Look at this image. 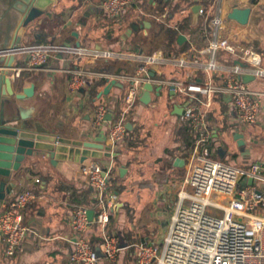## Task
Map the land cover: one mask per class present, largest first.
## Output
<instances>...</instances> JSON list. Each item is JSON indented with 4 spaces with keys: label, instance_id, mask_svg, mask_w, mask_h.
I'll return each instance as SVG.
<instances>
[{
    "label": "crops",
    "instance_id": "obj_1",
    "mask_svg": "<svg viewBox=\"0 0 264 264\" xmlns=\"http://www.w3.org/2000/svg\"><path fill=\"white\" fill-rule=\"evenodd\" d=\"M103 1L52 0L44 6L47 13L40 19L41 26L33 31L23 47L51 44L50 42L60 39L63 46H81L111 53H138L143 56L161 51L168 56L163 46L159 50L143 52L134 42L138 35L148 37L150 34L153 38L164 39L162 34L156 36V24L147 16L161 13L159 8L162 3H166L162 12L169 16L168 23L171 26L175 27L187 16H190L192 22L191 7L188 8L182 0H132L122 17L115 20L116 25H113L108 22L110 19L102 10ZM193 1L204 9H209L213 4L203 7L200 4L202 0ZM219 3L222 20L233 7L251 10L248 24L245 26L231 22L246 29L244 39L246 38L251 44L246 46L260 55L261 68L264 70V29L263 32L258 33L256 30L262 29H256L252 23V17L259 16L256 13V5H264V0H220ZM175 5L179 7L171 12ZM214 12L211 11L210 16H214ZM262 21L260 23L264 27V18ZM144 22L150 23V26L146 24L148 28L128 36L129 24L141 25ZM196 24H202L201 30H203L200 17ZM249 25L253 26L255 31L248 30ZM74 33L78 38L72 36ZM182 35L187 39L184 43L187 46L193 44L197 50H202L206 46L207 40L202 31L200 35L195 33L191 39L185 34ZM221 35L226 37L224 32H221ZM27 57L26 54H18L16 67H21ZM216 59L218 63L223 64L229 61L224 53H219ZM108 64L114 66L116 70L123 66L127 68L125 69L127 72L135 67V63L124 60L91 61L72 55L52 54L45 69L24 72L20 75L22 82L19 86L27 87L33 83L35 96L31 100L18 103L31 109L29 112L34 123L71 142L67 145L68 148L83 150L82 147L73 146L72 143H95L97 139H101V133L95 135L91 124L95 106L104 105L109 111L111 121L119 120L128 84L118 82L122 84V88L114 86L106 96L98 99V95L107 84L105 83L98 89L97 97L91 99L90 84L100 78L90 77L87 87L82 92L72 95L68 91L67 71L82 67L93 72H105L102 70L107 68ZM161 72L163 77L176 78L181 77L183 73L168 67L161 69ZM195 76L197 79L203 77L199 72ZM257 79L259 78H254L246 86L264 95V80L257 85ZM260 79H264V76ZM154 97L156 101H153ZM135 105H137L135 113L130 110L125 119L128 126L126 136L116 147L111 148L110 157L105 156V152H102L99 158L87 157L83 162H80L79 158L77 161L72 159L53 162L41 155L26 157L19 171L12 173L15 187L6 197L5 202L13 200L16 194L30 182L36 179L40 182L32 186L37 199L24 213V224L28 228L26 238L13 257L5 258L2 255L5 264H71L69 256L73 234L69 221L73 209L86 207L95 214L100 209L95 205H87L93 201L94 192L80 173L82 163L97 162L103 169L110 170L108 192L114 197L117 208L110 214L108 229L119 238L120 245L125 248L115 263H108L100 258L98 264H135L131 246L134 244L158 246L157 243L163 241L178 202V194L183 189V182L189 170L194 151V137L189 126L182 123L180 116L175 114L182 113L183 97L175 96L165 88H161L158 93L156 91L151 93V101L148 105L142 104L139 100ZM259 111L264 112V97ZM141 119L147 126L139 136L137 128ZM206 122L212 133V139L201 147V151L206 149L208 156L216 160L228 163L234 160L237 166L246 167L257 162L264 168V146H259L260 142L264 143V128L260 126L256 130H250L239 126L236 113L227 97L213 98ZM228 131L232 134L236 131L244 135L247 153L228 156L225 149L219 148L222 145L221 141L227 143L225 137ZM249 135L252 137L249 138ZM137 136L140 143L135 139ZM248 143H252L253 146H249ZM107 145L105 142L104 146ZM121 169L124 170L122 174ZM261 186L260 188H264V185ZM114 187L119 189L118 193L114 191ZM87 237L94 247L100 243L99 231L95 227L88 231Z\"/></svg>",
    "mask_w": 264,
    "mask_h": 264
},
{
    "label": "built area",
    "instance_id": "obj_2",
    "mask_svg": "<svg viewBox=\"0 0 264 264\" xmlns=\"http://www.w3.org/2000/svg\"><path fill=\"white\" fill-rule=\"evenodd\" d=\"M220 0H213L209 9L201 8L199 17L203 22L202 34L206 46L197 50L190 44L186 51L165 56L159 51L150 56L138 53H111L85 47L56 46L42 44L21 49L27 60L13 71L12 79L24 72L43 70L52 54L72 55L91 61L124 60L135 63L130 72H93L82 67L68 70L67 82L70 94H78L88 85L90 77L109 83H127L123 97V109L119 120L107 121L109 114L104 105H96L92 114L95 135L103 133L107 146L116 147L124 140L127 127L126 116L138 102L144 85L165 88L175 96L184 98L180 121L189 126L194 137V151L183 189L170 219L163 247L153 244L131 246L135 264H264V168L253 162L246 167L216 160L208 156L201 147L212 139L206 118L215 96H225L236 113L239 126H252L264 95L250 90L241 80L247 75L254 78L264 76L261 57L252 48L235 44L223 37V20ZM132 0H104L102 10L110 20H118L130 6ZM215 9V10H214ZM215 11L214 16L210 12ZM155 24L174 28L168 23L167 14L161 12L147 16ZM20 53V54H22ZM219 53L228 56L226 64L218 63ZM235 61V62H234ZM181 70V77H163L161 69ZM153 76H150V73ZM201 73L197 79L195 74ZM80 173L92 188L93 201L100 209L89 221L86 207L73 209L69 226L73 234L69 256L71 264H98L100 258L115 263L125 249L119 238L108 229L110 214L117 203L109 195L110 170L103 169L97 162L82 163ZM248 180L252 181L248 185ZM30 182L13 200L2 204L0 212V252L11 258L22 246L28 228L24 224V213L36 201L37 195ZM246 183L245 185L243 183ZM262 187V186H261ZM96 227L100 243L92 246L87 233Z\"/></svg>",
    "mask_w": 264,
    "mask_h": 264
},
{
    "label": "water",
    "instance_id": "obj_3",
    "mask_svg": "<svg viewBox=\"0 0 264 264\" xmlns=\"http://www.w3.org/2000/svg\"><path fill=\"white\" fill-rule=\"evenodd\" d=\"M52 0H0V212L3 211L2 204L6 201V197L11 194L15 187L13 172H18L21 163L26 157L44 156L56 162L59 160H72L80 162L86 160L87 157L99 158L102 152L105 156L110 157L111 147L104 146L106 138L103 133L100 134L101 139H97L95 143L73 142V146L82 147L68 148L70 144L68 140L60 138L51 132L44 130L37 123L32 121L30 110L27 106L19 105L18 102L31 100L35 96V85L31 83L27 87H20L22 80L20 77L12 79L13 71L16 67L17 55L22 53L21 49L32 35L33 31L41 26L40 19L45 15L44 6ZM201 6L195 4L191 6L190 12L192 22L196 24L199 18ZM251 10L249 8L239 9L233 7L227 14V19L234 21L240 26L248 24ZM150 23L143 24L131 23L128 26V36L139 32ZM73 37L78 38L76 33ZM187 41L182 34L178 35L177 44L182 45ZM79 46V44H77ZM153 76V73H150ZM242 82L248 84L254 80L252 76H241ZM122 88V84L114 80L107 83L102 92L98 95L106 96L112 87ZM161 90L150 84L144 85L139 101L148 105L151 101V93ZM82 92V90H81ZM28 110V111H27ZM30 111V112H29ZM180 116L181 112H176ZM107 121H111L110 114ZM128 128V126H126ZM233 141L238 148H245L244 135L239 132L232 134ZM244 150L243 153H247ZM176 166V163H175ZM124 170L121 169V174ZM248 185L252 184L248 180ZM94 212L88 211L89 221H92ZM3 256L0 252V264L3 262Z\"/></svg>",
    "mask_w": 264,
    "mask_h": 264
},
{
    "label": "rangeland",
    "instance_id": "obj_4",
    "mask_svg": "<svg viewBox=\"0 0 264 264\" xmlns=\"http://www.w3.org/2000/svg\"><path fill=\"white\" fill-rule=\"evenodd\" d=\"M228 1V0H225ZM230 12V11H229ZM228 12V13H229ZM256 13L259 16H253V22L254 23V27H256V29H262V30H256L258 33L263 32V25L260 23L263 18H264V5H256ZM223 21H224V26H223V30L222 32H224V35L233 43L235 44H243V45H248L250 44V42L247 41V39H244V31L246 30L244 27H240L239 25L229 21L227 19V15L223 16ZM110 24H115L116 22L113 20L108 21ZM115 22V23H114ZM263 22V21H262ZM260 23V24H259ZM257 24V25H256ZM259 24V26H258ZM261 25V26H260ZM248 30H253V26L249 25V27H247ZM260 31V32H259ZM117 32V31H116ZM257 34V33H256ZM135 36V35H134ZM163 37H159V38H153L150 34L148 35V37H143V35H138L135 37L134 42L138 45V47L140 48L141 51L143 52H150L151 50H159L161 46H163L164 41H163ZM52 45H56V46H60L63 44V42L59 39L57 41H53L50 42ZM251 45V44H250ZM162 48V47H161ZM176 71H174L175 73ZM179 73H181L180 70H178ZM264 79H257L256 84L260 85L263 82ZM164 93V92H163ZM153 101H156V98L154 97ZM161 101V100H160ZM102 103L104 104V101H102ZM136 107L137 105H135L131 111H136ZM173 120H171L172 122ZM139 128H137L138 130V135L140 136L141 133H143V131L146 129V123L143 121V119H141V123L138 124ZM260 126H262L264 128V112L263 111H259L258 116H257V124H254L252 126H245L246 128H250V130H256L258 129ZM147 134V132L145 133ZM139 136H137V138H135L137 140L138 143H140L139 141ZM225 137V142L221 141L220 147L221 149H225V151L227 152L228 156H231L233 154L235 155H241L245 149L247 148H238L236 146V143L233 141V137H232V133L230 131H228L226 133ZM249 138H251L252 136L249 135ZM253 139V138H252ZM227 144V145H226ZM249 146H253L252 143H248ZM259 146H264L263 142L259 143ZM216 158H218V156H215ZM232 164H234V160H231ZM240 161V160H239ZM244 167V166H242ZM244 185L246 184L245 182L243 183ZM158 247L162 248L163 247V241L162 242H158Z\"/></svg>",
    "mask_w": 264,
    "mask_h": 264
},
{
    "label": "trees",
    "instance_id": "obj_5",
    "mask_svg": "<svg viewBox=\"0 0 264 264\" xmlns=\"http://www.w3.org/2000/svg\"><path fill=\"white\" fill-rule=\"evenodd\" d=\"M182 2H184L188 8L195 5V2L193 0H182ZM212 3H213V0H202V2H200V4L203 7H208ZM165 5H166V3L161 4V7L159 8V12H162ZM178 7H179V5H175L174 7H172L171 12L175 11ZM175 27H176V29L166 28L163 25L156 24V31H157L156 36H159L161 34L164 36L165 41L163 44V48L165 50L166 55H172V54L177 55L183 51H186L189 48V46H187L186 44H182L181 46H177L178 45L177 44L178 35L185 34L186 36L190 37V39H191L195 33H196V35H200L201 31H202L201 30L202 24L201 25L200 24L194 25L191 22L190 16L182 18L176 24ZM125 69H127V68L122 66L116 70V68L114 66H111V64L110 65L108 64L107 68H104L102 71H105V72H113L114 71L115 73H121V72L127 71ZM105 83H106L105 80L97 79L90 84L89 96L91 97V99H94L97 97L98 89L100 87L104 86ZM211 145H213V144H211ZM209 149H210V147H209ZM88 191H89V189H88ZM114 191L116 193H118L119 189L114 187ZM87 205L94 206L95 203H94V201H92V202H89ZM95 229H96V227H95ZM92 246H94V245L92 244Z\"/></svg>",
    "mask_w": 264,
    "mask_h": 264
}]
</instances>
